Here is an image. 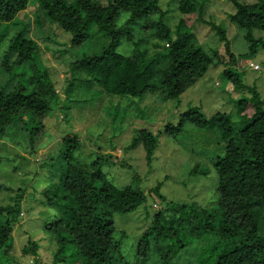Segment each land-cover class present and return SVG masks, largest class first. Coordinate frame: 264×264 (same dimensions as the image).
Wrapping results in <instances>:
<instances>
[{"label": "trees", "instance_id": "16d2710c", "mask_svg": "<svg viewBox=\"0 0 264 264\" xmlns=\"http://www.w3.org/2000/svg\"><path fill=\"white\" fill-rule=\"evenodd\" d=\"M31 1L38 6L24 21L25 34L37 35V25L43 31L40 21L44 20L67 33L70 47L81 48L82 52L69 65L71 83L64 91L63 102L47 72L36 63L40 37L29 38L21 33L9 38L11 43L0 68L10 73L22 65L25 71L13 75L25 81L0 90V137L21 121L30 133L31 144L42 125L39 121L54 104L60 107L72 102V94L80 84L86 85L87 91L94 88V96L142 99L158 93L162 101L177 100L213 63H222L217 52L209 55L195 43L185 18L172 31L164 21L166 13L160 9L159 0H0V42L8 36L4 27L7 29ZM231 2L235 12L229 15V21L246 31L244 39L249 50L264 46L251 34L252 30L264 31V0L253 4ZM202 8L195 0H181L177 7L181 14L197 15V20L203 22ZM36 15H40V21ZM213 28L229 57L223 78L234 91L249 93V97L234 100L241 125L235 126L229 114L216 112L206 117L200 109L190 107L176 125L165 123L162 131L173 140L183 133L187 122L197 130L215 133L225 144L223 153L212 161L216 175L214 203L211 207L167 203L160 194L162 183L145 194L135 173L128 184L117 187L107 180L102 168L110 161L120 167L125 164L101 152L95 153L91 162L81 163L72 155L80 148V138L69 134L60 140L55 157L64 160L63 166L56 181L43 192L47 206L56 212L45 224L52 241L53 264H145L150 259L157 264H179L182 254L192 247L201 250L196 253V264H264V96L242 83L241 74L233 68L234 54L226 30ZM149 37L157 41L153 44L157 52L151 56L146 48ZM123 45L129 47L126 54L119 52ZM27 68L31 72L26 77ZM159 134L141 129L123 150L140 146L149 166L159 145ZM189 174L206 177L208 171L195 164ZM147 196L162 208L154 212L149 227L136 241L133 262L127 261L121 253V240L127 235L116 231L112 215L135 212L146 203ZM18 206L15 201L13 207H0V212H15L18 216ZM11 233V222L7 220L0 225V251L10 247L6 243ZM37 247L36 242L29 243L22 253L35 254Z\"/></svg>", "mask_w": 264, "mask_h": 264}, {"label": "rangeland", "instance_id": "374dc122", "mask_svg": "<svg viewBox=\"0 0 264 264\" xmlns=\"http://www.w3.org/2000/svg\"><path fill=\"white\" fill-rule=\"evenodd\" d=\"M180 1L159 0L160 9L166 13L164 21L167 26L174 31L179 20L185 18L186 25L191 27L190 32L195 35V43L209 55L217 52L222 63L218 66L213 63L205 75L182 93L179 99L162 101L158 93L147 94L142 99H117L105 94L94 96V88L87 91L86 85L80 84L72 94L75 95L72 102L62 103L60 107L58 103L54 104L47 116L39 121L42 125L34 134L35 139L31 144L30 133L21 121L11 125L4 137H0V186L4 187L0 189V207H13L16 201L20 208L18 216L15 212H0V225L9 220L12 228L11 238L6 243L10 247L0 251V264H11L12 261L13 264H53L52 241L45 224L50 222L56 212L47 206L43 192L56 181V175L64 163L63 159H55L59 142L72 133L81 141L80 148L72 154L81 163L91 162L95 153L101 152L125 164L120 167L110 161L102 168L107 180L117 187L128 184L135 173L140 180L139 187L145 194L157 183H162L160 194L167 203H196L201 207H211L214 203L216 175L212 161L215 155L223 153L225 144L218 141L215 133L197 130L187 122L184 123L183 133L171 140L163 134V125H176L184 112L196 107L206 117L216 112L229 114L232 123L240 126L241 119L236 115L234 100L241 96L249 97V93L247 90L234 91L231 83L223 78L222 70L229 57L213 25L226 30L230 50L234 54L233 68L241 74L242 83L263 96L264 46L249 50V44L244 39L246 31L229 21V15L235 12L231 0H195L197 5H203V22L197 20V15L181 14L177 9ZM238 1L244 4L256 2ZM37 6L31 1L28 8L7 25V29L4 27V34L8 32V36L0 42V62L11 43L9 38L21 33L29 38L40 37L37 41L40 51L36 63L47 72L59 98L64 102V91L71 83L69 65L81 56L82 49L70 47V36L55 25L40 21V15L36 16L42 23L43 31L37 25V35L32 32L25 34L24 21L34 14ZM251 34L255 40L261 39L264 43V31L252 30ZM154 43H157L155 38L147 39L148 56L157 52L153 48ZM128 48L123 45L119 52L126 54ZM255 65L258 70H253L252 66ZM23 71L22 65L13 68L10 73L0 68V90L22 84L25 79L13 74ZM27 72L26 77L31 72L29 68ZM141 129L153 134L160 132L159 145L149 166L140 146L134 150H123ZM195 164L207 169L206 177L189 174ZM161 208L147 196L146 203L135 212L112 215L116 231L127 235L121 240V253L127 261L133 262L136 241L149 227L154 212ZM35 242L38 245L35 254L22 253L23 248ZM195 248L187 249L179 258V264H196V253L199 254L200 248ZM191 254H195L194 259L186 260ZM145 264L157 263L150 259Z\"/></svg>", "mask_w": 264, "mask_h": 264}, {"label": "built area", "instance_id": "2783aa9c", "mask_svg": "<svg viewBox=\"0 0 264 264\" xmlns=\"http://www.w3.org/2000/svg\"><path fill=\"white\" fill-rule=\"evenodd\" d=\"M253 70H258V66H252Z\"/></svg>", "mask_w": 264, "mask_h": 264}]
</instances>
